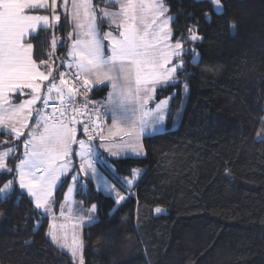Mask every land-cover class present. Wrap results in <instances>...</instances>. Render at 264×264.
Returning a JSON list of instances; mask_svg holds the SVG:
<instances>
[{"label":"trees","instance_id":"16d2710c","mask_svg":"<svg viewBox=\"0 0 264 264\" xmlns=\"http://www.w3.org/2000/svg\"><path fill=\"white\" fill-rule=\"evenodd\" d=\"M164 3L174 17L173 39H187L193 26L202 39L185 44L178 84L157 92L160 102L178 89L166 131L143 139L144 157L112 160L122 177L143 171L135 195L115 209L91 180L78 189L76 200L96 204L98 216L83 230L84 264H264V0H222L219 14L207 0ZM93 4L117 9L102 0ZM59 26L31 39L34 59L46 58L41 54L53 34L65 40L72 31L65 18ZM66 50L57 48L56 56L63 60ZM183 84L188 97L172 130ZM107 94L108 88H93L90 97ZM24 139L0 134V141L19 146L15 156H22ZM18 162L10 159L8 167ZM14 176L0 171V187ZM66 186L55 192L56 209ZM157 207L167 214L155 216ZM49 227L16 182L7 198L0 196V264H74L48 238Z\"/></svg>","mask_w":264,"mask_h":264},{"label":"snow or ice","instance_id":"6c2138e0","mask_svg":"<svg viewBox=\"0 0 264 264\" xmlns=\"http://www.w3.org/2000/svg\"><path fill=\"white\" fill-rule=\"evenodd\" d=\"M102 2L117 10L99 8L98 15L93 0H0V134L6 130L13 141L25 137L22 156L14 155L18 145L0 141L4 145L0 148V171L15 173L14 179L0 187V196L6 198L18 182L37 215L40 210L50 213L55 190L70 180L64 196L67 208L60 205V216L65 217L66 211L67 219H75L73 229L85 218L91 222L97 211L96 204L87 213L80 207L73 209L70 197L79 188H86L81 182L85 178L100 176L97 165H108L99 149L112 157L125 151L142 154L140 138L149 124L154 128L165 120L168 99L149 107L157 88L176 82L178 69L184 67L182 57L189 54L185 44L202 39L194 26L188 28L187 39L183 35L173 39L174 17L168 15L164 0ZM208 3L220 13L222 0ZM58 7L72 23L73 31L67 37L71 43L65 44L53 34L50 47L41 54L46 58L37 61L31 39L38 30L56 28L61 21ZM38 9L48 14H35ZM204 15L210 20L208 12ZM105 23L110 30L102 32ZM58 46L68 49L64 60L56 56ZM198 62V55H193L192 63ZM105 84L111 85L107 103L97 107L99 102L91 101L89 93ZM106 117L112 120L107 135L102 127ZM75 157L79 158L78 166ZM10 159L19 162L8 167ZM138 175L139 170L133 169L132 178L125 177L122 183L131 186ZM97 187L109 195L114 192L117 205L125 200L116 186L102 177ZM155 211L161 213L162 209ZM66 227L53 224L48 235L53 243L70 247L76 257L81 245L75 235L71 245L67 244V233L61 231Z\"/></svg>","mask_w":264,"mask_h":264},{"label":"rangeland","instance_id":"374dc122","mask_svg":"<svg viewBox=\"0 0 264 264\" xmlns=\"http://www.w3.org/2000/svg\"><path fill=\"white\" fill-rule=\"evenodd\" d=\"M60 1H62V0H60ZM164 1H165V0H164ZM197 1H202V0H197ZM207 1H208V0H207ZM60 10H62V9H61V8H58V9H57V11L61 13V20H62V18H65V15L63 14V10H62V12H61ZM108 10H109V11H116L117 9H116V10L108 9ZM222 11H223V7H221V9H220V13H221ZM46 14H48V12H47ZM97 14L99 15V8L97 9ZM65 19H66V18H65ZM67 21H68V20H66V22H67ZM60 22H61V21H60ZM68 22H69V24L71 25V27H72V31H73L72 23H71L70 21H68ZM59 24H60V23H59ZM59 24L56 26V28H59V27H60ZM106 24H107V23H105L104 25L106 26ZM107 25H108V24H107ZM108 26H109V25H108ZM52 30H53V29H52ZM72 31H71V32H72ZM101 31H102V32H107V31H109V30L106 31L105 29H104V30L101 29ZM68 34H69V33H67V35H66V39H65V40H64V39L61 37V35H59V34H58V37H57V36H56V37H57L60 41L64 42L65 44H69V45H70L71 41L67 39ZM73 38H74V37H73ZM105 44H107V41H105ZM58 48H60V47L58 46ZM66 48H67V47H66ZM67 50H68V49H67ZM67 50H66V52H67ZM65 58H66V57H65ZM65 58H64V59H65ZM64 59H63V60H64ZM174 63H178V62H177V61H174ZM178 71H181V69H178ZM178 71H177V73H178ZM177 73H176V75H177ZM175 78H176V76H175ZM175 81H176V82H175L172 86L177 85L179 80L175 79ZM94 88H100V89H102V88H108V93L111 91V85H110V84L99 85V86L94 87ZM166 88H168V87L166 86V87H164V88H159V87L157 88V91H156V93L154 94V99H153V100L150 102V104H149V107H150V108L155 107L156 104H159V102L155 101V98H156L157 92H158L159 90H164V89H166ZM177 91H178V89H177V90H174V91H173L168 97L162 99V100H165V99H168V100H169L168 105H167L166 109L164 110L165 120L163 121V123H158V124H156L154 128H153V125H152V124H149V126H148L147 129L145 130V133L141 136V138H140V143H141V145H142V154H141V155L137 156L135 153H132L131 151H125V152H122L121 155L118 156V157H112V156L109 155V153L105 152L102 148L99 149V152H101V153L103 154V158L106 159V160L108 161V165H97V168H98V171H99V173H100V176L97 177L96 179H89V180H91L92 183L94 184V188H95L96 191L101 192V193H103L104 195L113 198L114 201H115V199H116V197H115V193H114V192H113L111 195H109L108 193H106V192L103 190L102 187L98 189L97 184H98V181L100 180L101 177L103 178V180L107 181L109 184H111V185H115V186H116V190H117V191H120L121 194L125 196V200H124V201H122L119 205L115 204V209H117L120 205H122L127 199H129L130 197H132V196L135 195V194H134V188H135L136 184L138 183L139 179L141 178V176H142V174H143V171L140 170V169H137V170H139V175L136 176V177L134 178V183H133V185L128 186L127 184L122 183L125 177H124V176L122 177L121 175H119V174L117 173L116 166H115V164L113 163L112 160H116V161H117V160L126 159V158H128V157H137V158L144 157L145 152H144V147H143V143H142V142H143V139H144V138H147V137H153V136H155V135L161 134V133H163V132L166 131L167 120H168V115H169V113H170L169 111H170V109H171L172 98L176 96ZM107 97H108V94H107V96H106L105 99H97V100H95L96 102H99V104H97L96 106L99 107L100 104H106V103H107ZM187 97H188V88L185 89V84H183V85H182V93H181L182 103H181V107H180V109L176 112V114H175V115L173 116V118H172V122H171V129H172V130L178 128L179 125H180V123H181V119H182V115H183V109H184V106H185V104H186ZM24 98H25V97H22L21 99H24ZM169 98H170V99H169ZM101 111L103 112V109H101ZM105 119H106V122L102 125V127L105 129V134L107 135V129H108L109 127H111V125H112V120H111L110 118H107V117H106ZM30 129H31V124L29 125V129H28V130H30ZM5 132H6V130H5ZM26 132H27V130H26ZM261 137H262V136H261ZM263 138H264V136H263ZM117 142H119V141H117ZM99 143H100V141H99V139H98V140L96 141V144H99ZM73 148L76 149V146L74 145ZM76 150H78V149H76ZM74 160H75L76 165L78 166V164H79V158H78V157H75ZM127 178H132V176L127 177ZM86 180H87V178H85V179H84L83 181H81V182H82L83 184H85L86 187H87V181H86ZM70 183H71V181L69 180L68 183H67V186H66L65 194H66V192H67V187L69 186ZM17 185H18V182H17ZM58 188H59V187H58ZM58 188H57V189H58ZM57 189H56V190H57ZM83 189L86 190V188H83ZM56 190H55V192H56ZM20 191H21L22 193L26 194L23 190H20ZM12 192H13V191H12ZM12 192H10L9 195H10ZM76 193H77V191H74V192L72 193L71 197H70L71 206L73 207V209H75V208H77V207H80V208L83 209V213H87L88 210H89V208H90L91 206H90V207H86V206H84V204H83L82 202L76 200V197H75V196H76ZM65 194H64V196H65ZM9 195H8V196H9ZM8 196H7V197H8ZM7 197H6V198H7ZM1 198L4 199L5 197H4V196H1ZM29 199L31 200L30 197H29ZM53 199H54V201H55V205H54V207H53V209H52V211H51L50 213H43V210H40V212H41L44 216H46V217L49 218V224H50L49 231L51 230V225H53V224L57 225V227H59V225H61V224H66V225H67L66 229H63V230H61V231H62V232H63V231H66V233H67V244H68V245H71V243H72V239H73V235H75L76 239L80 242L81 248H80V250L78 251L76 257H73V256H72V253H71V249H70V247H61L60 244L53 243V242H52V243H53L58 249H60V250H62V251H64V252H66V253L69 255L70 259L72 260V262H73L74 264H80V259H81V257H82V259H83V249H84V244H83V230H84L85 227L90 226V225H92L93 223H95V222L98 221L97 213L95 212V213L92 214L93 217H94V219H93L91 222H89V221L87 220V218H85V221H84L82 224H80L79 227L73 229L72 225H73L74 223H77V221H76L75 219H67V218H66V217H67V212H66V211H65V217H61V216H60V211H61L60 205H59L58 209L55 208V207H56V195H55V194H54ZM33 204H34V203H33ZM61 204H65V205H66V208H67V203L65 202L64 199H63V201H62ZM155 209H156V208H155ZM155 209H154V212H153V214H154L155 216H160V215H165V214H167V210L164 209V208H161V209H162V212H161V213H157V212L155 211ZM57 210H58V211H57ZM83 213H82V214H83ZM48 233H49V232H48ZM48 238L51 240V238H50L49 235H48ZM51 241H52V240H51ZM83 264H84V259H83Z\"/></svg>","mask_w":264,"mask_h":264},{"label":"crops","instance_id":"0c3cea01","mask_svg":"<svg viewBox=\"0 0 264 264\" xmlns=\"http://www.w3.org/2000/svg\"><path fill=\"white\" fill-rule=\"evenodd\" d=\"M60 2H62V1H60V0H58V3H60ZM59 8V7H58ZM47 13V11L46 10H42V9H38V10H36V13L35 14H46ZM70 25V24H69ZM71 26V25H70ZM39 31V30H38ZM37 31V32H38ZM22 97H20V99H21Z\"/></svg>","mask_w":264,"mask_h":264},{"label":"built area","instance_id":"2783aa9c","mask_svg":"<svg viewBox=\"0 0 264 264\" xmlns=\"http://www.w3.org/2000/svg\"><path fill=\"white\" fill-rule=\"evenodd\" d=\"M78 99H83V97H80V98H78ZM89 99L91 100V101H93L92 99H91V97H90V93H89ZM48 111H51V109H48ZM97 141V140H96ZM95 141V142H96Z\"/></svg>","mask_w":264,"mask_h":264}]
</instances>
